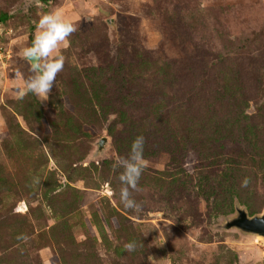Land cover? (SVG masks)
<instances>
[{
    "label": "rangeland",
    "instance_id": "obj_1",
    "mask_svg": "<svg viewBox=\"0 0 264 264\" xmlns=\"http://www.w3.org/2000/svg\"><path fill=\"white\" fill-rule=\"evenodd\" d=\"M53 10L77 26L64 69L47 101L20 100L22 51ZM0 15V264H264L263 238L225 228L264 215V0H0ZM138 135L137 211L114 165Z\"/></svg>",
    "mask_w": 264,
    "mask_h": 264
},
{
    "label": "clouds",
    "instance_id": "obj_2",
    "mask_svg": "<svg viewBox=\"0 0 264 264\" xmlns=\"http://www.w3.org/2000/svg\"><path fill=\"white\" fill-rule=\"evenodd\" d=\"M35 28L31 44L22 51L32 75L22 80L17 89V98L22 100L32 94L43 103L49 99L57 76L65 66L66 57L61 51V46H68V38L77 31V26L73 21L66 19L60 10H53L41 14ZM144 151L145 138L138 135L132 140L128 154L118 159L114 165V170H119L117 179L121 185L118 199L125 209L138 211L142 206L134 194L141 191L139 182L145 170ZM248 184L249 180L245 178L241 187H247ZM125 248L128 252H133L136 243L128 242Z\"/></svg>",
    "mask_w": 264,
    "mask_h": 264
},
{
    "label": "water",
    "instance_id": "obj_3",
    "mask_svg": "<svg viewBox=\"0 0 264 264\" xmlns=\"http://www.w3.org/2000/svg\"><path fill=\"white\" fill-rule=\"evenodd\" d=\"M106 141V138H103L98 142V152H101ZM225 228H235L243 233L264 239V215L249 217L244 210L239 209L236 215L225 223Z\"/></svg>",
    "mask_w": 264,
    "mask_h": 264
},
{
    "label": "trees",
    "instance_id": "obj_4",
    "mask_svg": "<svg viewBox=\"0 0 264 264\" xmlns=\"http://www.w3.org/2000/svg\"><path fill=\"white\" fill-rule=\"evenodd\" d=\"M40 1L45 2L46 0H40ZM5 19H6L5 15H0V22L5 21Z\"/></svg>",
    "mask_w": 264,
    "mask_h": 264
}]
</instances>
